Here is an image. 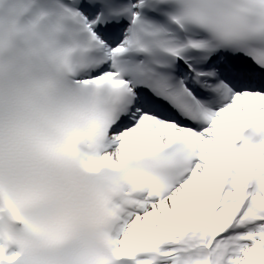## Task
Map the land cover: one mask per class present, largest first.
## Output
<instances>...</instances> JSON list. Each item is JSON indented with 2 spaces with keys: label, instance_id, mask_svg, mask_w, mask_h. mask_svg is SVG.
<instances>
[{
  "label": "snow or ice",
  "instance_id": "6c2138e0",
  "mask_svg": "<svg viewBox=\"0 0 264 264\" xmlns=\"http://www.w3.org/2000/svg\"><path fill=\"white\" fill-rule=\"evenodd\" d=\"M24 12L29 45L0 36V264H96L98 235L114 264H264V0Z\"/></svg>",
  "mask_w": 264,
  "mask_h": 264
},
{
  "label": "clouds",
  "instance_id": "9594fccd",
  "mask_svg": "<svg viewBox=\"0 0 264 264\" xmlns=\"http://www.w3.org/2000/svg\"><path fill=\"white\" fill-rule=\"evenodd\" d=\"M25 0H0V36H7L13 41L16 50H22L30 43V37L24 32L25 26L30 22V17L24 12ZM19 9V11H17ZM14 26V30H10ZM38 29V25H33ZM4 48H0V56L5 53ZM39 63V58H37ZM113 177L108 178V182L103 184L101 190L110 196L118 194V189L112 183L120 176L118 170H113ZM16 223L14 218H9V227ZM96 264H114L115 257L111 252L110 243L103 235L96 236L94 240Z\"/></svg>",
  "mask_w": 264,
  "mask_h": 264
}]
</instances>
